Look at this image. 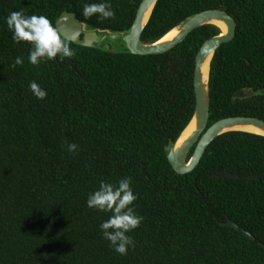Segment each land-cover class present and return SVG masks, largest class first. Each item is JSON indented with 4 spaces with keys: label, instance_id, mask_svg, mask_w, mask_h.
<instances>
[{
    "label": "trees",
    "instance_id": "trees-1",
    "mask_svg": "<svg viewBox=\"0 0 264 264\" xmlns=\"http://www.w3.org/2000/svg\"><path fill=\"white\" fill-rule=\"evenodd\" d=\"M140 1L0 0V264H264V137L224 132L184 174L165 156L192 117L194 58L219 34L216 26L197 27L158 54L70 41L74 57L34 66L32 45L14 42L6 23L10 12L23 11L55 26L66 11L92 28L122 31ZM92 3L111 4L115 17L85 18L83 6ZM207 9L236 23L210 63L207 125L231 116L264 120V93L233 98L243 88L264 90V0H157L141 41ZM16 57L23 64L12 68ZM126 177L143 220L127 233L135 246L121 255L100 229L111 213L89 208L87 199L101 181Z\"/></svg>",
    "mask_w": 264,
    "mask_h": 264
},
{
    "label": "water",
    "instance_id": "water-1",
    "mask_svg": "<svg viewBox=\"0 0 264 264\" xmlns=\"http://www.w3.org/2000/svg\"><path fill=\"white\" fill-rule=\"evenodd\" d=\"M157 0H141L135 17L129 28L116 31L110 29L92 28L86 23L76 19L72 12H62L55 19V26L58 27L62 36L75 44L98 48L109 52L126 51L132 54H158L163 53L182 41L193 29L206 24H212L219 29V34L206 39L199 47L194 58L193 87L195 94V106L191 119L182 129L174 141H169L164 147L165 156L176 173L184 174L192 171L198 164L208 144L218 135L227 131H242L264 137V134L238 128H232L235 123L248 124L264 130V120L249 116H231L217 120L210 125L209 117V71L210 63L215 50L221 43L230 41L235 35V20L227 12L218 9H207L193 13L175 26L166 31L161 37L152 43L144 44L141 41V33L148 22L152 9ZM221 21L225 24L226 30L222 31L215 23ZM173 29L176 33L165 38ZM206 65V73L203 68ZM204 78V80H203ZM257 93L263 94L264 90L253 91L251 88H243L235 92L233 98H246ZM191 127L188 134L181 140V135L186 128ZM195 144V145H194ZM194 145L192 154L186 159L190 148ZM235 230L243 233L249 238L252 235L228 220Z\"/></svg>",
    "mask_w": 264,
    "mask_h": 264
},
{
    "label": "clouds",
    "instance_id": "clouds-1",
    "mask_svg": "<svg viewBox=\"0 0 264 264\" xmlns=\"http://www.w3.org/2000/svg\"><path fill=\"white\" fill-rule=\"evenodd\" d=\"M95 14H98L101 20L115 17L109 3H92L83 6L85 18ZM6 23L13 33L14 42H26L32 45L28 60L34 66H38L42 59L52 60L59 56L62 61L64 58L75 56V52L70 47L71 42L66 40L58 27L44 15H25L23 11H12L6 18ZM22 64V58L16 57L11 67L15 68ZM29 88L39 99H44L47 95L35 81L29 83ZM67 147L68 151L75 152L78 146L73 143ZM136 199L137 196L131 189L130 177L119 180L115 185L101 181L99 188L90 193L87 199L89 208L111 213V216L101 223L100 229L114 251L121 255H126L128 248L135 246L133 238L127 233L139 227L143 220V217L137 215L131 206Z\"/></svg>",
    "mask_w": 264,
    "mask_h": 264
},
{
    "label": "bare ground",
    "instance_id": "bare-ground-1",
    "mask_svg": "<svg viewBox=\"0 0 264 264\" xmlns=\"http://www.w3.org/2000/svg\"><path fill=\"white\" fill-rule=\"evenodd\" d=\"M215 23H217V25H219V27L221 28L222 31H225L226 30V26H225V24L223 22L216 21ZM176 31H177L176 29H173L169 34H167L165 36V38H168V37L174 35L176 33ZM205 73H206V65L203 68V74L205 75ZM203 80H204V78H203ZM231 127L232 128L243 129V130H248V131H254V132H258V133L264 134V130L263 129H260L258 127H255V126H252V125H248V124H238V123H235ZM190 128L191 127L189 126L188 128L185 129V131L181 135L180 140L178 141L177 144H179L181 142V140L188 134ZM194 145L192 146L193 148H194Z\"/></svg>",
    "mask_w": 264,
    "mask_h": 264
}]
</instances>
